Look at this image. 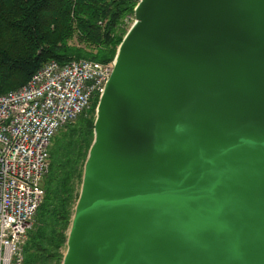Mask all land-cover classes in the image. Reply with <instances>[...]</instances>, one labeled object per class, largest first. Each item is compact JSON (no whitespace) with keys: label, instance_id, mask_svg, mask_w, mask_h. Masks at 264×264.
Masks as SVG:
<instances>
[{"label":"water","instance_id":"obj_1","mask_svg":"<svg viewBox=\"0 0 264 264\" xmlns=\"http://www.w3.org/2000/svg\"><path fill=\"white\" fill-rule=\"evenodd\" d=\"M133 16L60 264H264V0Z\"/></svg>","mask_w":264,"mask_h":264},{"label":"trees","instance_id":"obj_2","mask_svg":"<svg viewBox=\"0 0 264 264\" xmlns=\"http://www.w3.org/2000/svg\"><path fill=\"white\" fill-rule=\"evenodd\" d=\"M136 3L0 0V94L21 87L48 61L111 62L126 32L122 20L133 13ZM94 119L80 115L76 127L58 132L51 141L49 169L42 179L44 196L35 215L36 225L27 233L24 264L61 263L60 250L78 196L76 185L81 183Z\"/></svg>","mask_w":264,"mask_h":264},{"label":"built area","instance_id":"obj_3","mask_svg":"<svg viewBox=\"0 0 264 264\" xmlns=\"http://www.w3.org/2000/svg\"><path fill=\"white\" fill-rule=\"evenodd\" d=\"M113 67V60L48 61L21 87L0 94V264H24L51 141L98 100Z\"/></svg>","mask_w":264,"mask_h":264},{"label":"rangeland","instance_id":"obj_4","mask_svg":"<svg viewBox=\"0 0 264 264\" xmlns=\"http://www.w3.org/2000/svg\"><path fill=\"white\" fill-rule=\"evenodd\" d=\"M130 16H133V13L130 14V15L125 16L124 19L122 20L123 25H122L121 27H122L123 30H125L126 32H127V30L130 28L131 24H132L133 21H134V19H133V20L128 19ZM124 20H126V21H124ZM126 32H125V33H126ZM15 90H16V89H15ZM97 101H98V100H94V102L91 103L90 107H89V108L83 113L84 116H86L87 118H91V117L93 116V118H95V110H96ZM93 105H94V108H93V111L91 112V107H92ZM76 124H77V120H76L74 123H72L71 126H66V127L62 128L59 132H64V131L70 129L69 127H74ZM75 127H76V126H75ZM66 132H67V131H66ZM79 185H80V183H77V185H76V193H78ZM76 199H77V196H76V198H75L74 201H76ZM74 205H75V203L73 204V207H72V213H73ZM71 216H72V215H71ZM35 225H36V219L34 218L32 229L35 227ZM64 251H65V246H64V248H62V249L60 250V252L63 254Z\"/></svg>","mask_w":264,"mask_h":264}]
</instances>
